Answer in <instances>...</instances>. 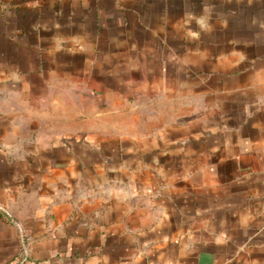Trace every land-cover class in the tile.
<instances>
[{
	"label": "crops",
	"instance_id": "0c3cea01",
	"mask_svg": "<svg viewBox=\"0 0 264 264\" xmlns=\"http://www.w3.org/2000/svg\"><path fill=\"white\" fill-rule=\"evenodd\" d=\"M0 264H264V0H0Z\"/></svg>",
	"mask_w": 264,
	"mask_h": 264
}]
</instances>
